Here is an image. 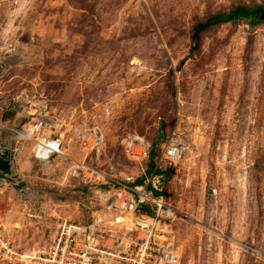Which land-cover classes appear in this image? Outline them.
Returning a JSON list of instances; mask_svg holds the SVG:
<instances>
[{
  "label": "rangeland",
  "instance_id": "1",
  "mask_svg": "<svg viewBox=\"0 0 264 264\" xmlns=\"http://www.w3.org/2000/svg\"><path fill=\"white\" fill-rule=\"evenodd\" d=\"M263 4L0 0V155L16 179L0 178V264H36L61 221L88 222L82 205L99 198L81 166L150 181L152 150L176 214L154 232L180 264H264V22L193 40L211 17ZM32 119L61 139L60 155L35 158L17 133Z\"/></svg>",
  "mask_w": 264,
  "mask_h": 264
},
{
  "label": "built area",
  "instance_id": "2",
  "mask_svg": "<svg viewBox=\"0 0 264 264\" xmlns=\"http://www.w3.org/2000/svg\"><path fill=\"white\" fill-rule=\"evenodd\" d=\"M17 133L34 142L33 154L38 160L62 152L61 139L46 129L43 120L32 119ZM178 157L177 150L166 152L171 163ZM157 170L154 180L138 184L81 166V182L97 189L93 193L99 198L95 209L82 205L91 213L90 220L61 221L51 249L44 257L31 258L36 264H180L175 245L158 239L165 238L164 232H154L159 219L176 215L162 197Z\"/></svg>",
  "mask_w": 264,
  "mask_h": 264
},
{
  "label": "trees",
  "instance_id": "3",
  "mask_svg": "<svg viewBox=\"0 0 264 264\" xmlns=\"http://www.w3.org/2000/svg\"><path fill=\"white\" fill-rule=\"evenodd\" d=\"M241 19H248L253 25H258L259 23L264 22V4L256 5L252 7L238 5L229 12L217 14L211 17L205 23L199 24L193 34L195 47L197 48L199 46L202 32L221 24L236 23ZM150 156H151V161H150V172H151V171H155V162L153 161V157H154L153 150L150 153ZM157 172L160 173L161 171L157 170ZM166 172L168 173V175H170L172 171L167 170ZM137 183L141 184L143 183V180L142 179L138 180ZM88 219L90 220V216H88Z\"/></svg>",
  "mask_w": 264,
  "mask_h": 264
},
{
  "label": "water",
  "instance_id": "4",
  "mask_svg": "<svg viewBox=\"0 0 264 264\" xmlns=\"http://www.w3.org/2000/svg\"><path fill=\"white\" fill-rule=\"evenodd\" d=\"M0 178L7 179L12 182L16 180L12 172V158L9 151H5L0 155ZM17 190L20 192L22 190V186H17Z\"/></svg>",
  "mask_w": 264,
  "mask_h": 264
}]
</instances>
